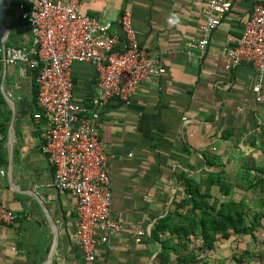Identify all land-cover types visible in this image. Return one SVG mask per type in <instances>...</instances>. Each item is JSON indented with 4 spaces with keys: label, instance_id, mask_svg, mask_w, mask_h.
<instances>
[{
    "label": "crops",
    "instance_id": "1",
    "mask_svg": "<svg viewBox=\"0 0 264 264\" xmlns=\"http://www.w3.org/2000/svg\"><path fill=\"white\" fill-rule=\"evenodd\" d=\"M22 2L28 5L0 0V47H33ZM253 2L235 1L201 57L197 49L187 52L202 37L201 0H80L85 14L112 21L119 32L120 15L130 10L141 45L158 53L165 67L129 103L112 99L102 109L98 131L108 156L111 209L123 228L99 246L92 263L74 234L76 198L54 187V167L41 150L47 122L34 117L40 110L37 57L9 64L0 56V157L6 169L0 201L18 214L15 224H0V264H44L52 251L46 264H155L161 244L151 228L174 195L183 194L177 173L198 176L205 152L227 164L260 161L264 83L257 100L255 67H229L224 51L228 38L241 36ZM173 18L177 23H170ZM72 77L75 97L88 103L97 90L94 64L75 63Z\"/></svg>",
    "mask_w": 264,
    "mask_h": 264
},
{
    "label": "built area",
    "instance_id": "2",
    "mask_svg": "<svg viewBox=\"0 0 264 264\" xmlns=\"http://www.w3.org/2000/svg\"><path fill=\"white\" fill-rule=\"evenodd\" d=\"M205 19L202 37L189 43L202 57L211 33L236 0H201ZM21 17L32 31L33 47H0L6 63L36 56L38 73L35 119H45L42 153L54 167L53 185L76 198L75 238L87 262H95L100 245L121 232L122 224L111 209L112 193L107 151L98 131L102 109L112 100L129 103L140 85L165 72L161 56L144 48L130 10L112 21L85 14L80 0H28L19 4ZM224 51L229 67L248 63L255 67L257 100L264 83V0H254L250 18L237 39L228 38ZM94 64L96 94L85 103L75 97L73 66ZM2 135L0 134V139ZM1 153V148H0ZM0 175H6L0 157ZM18 214L0 201V224L13 225ZM145 232L140 230L139 235Z\"/></svg>",
    "mask_w": 264,
    "mask_h": 264
},
{
    "label": "trees",
    "instance_id": "3",
    "mask_svg": "<svg viewBox=\"0 0 264 264\" xmlns=\"http://www.w3.org/2000/svg\"><path fill=\"white\" fill-rule=\"evenodd\" d=\"M203 158L205 166L198 176L185 171L176 174L183 194L174 195L170 210L151 228L152 238L161 244L155 264H198L202 252L215 249L220 238L253 235L264 219V211H256L248 223V203L244 198L230 196L231 181L222 170H217L222 164L219 157L205 152ZM259 184L264 190V178L250 187ZM215 186L226 198L214 194Z\"/></svg>",
    "mask_w": 264,
    "mask_h": 264
},
{
    "label": "rangeland",
    "instance_id": "4",
    "mask_svg": "<svg viewBox=\"0 0 264 264\" xmlns=\"http://www.w3.org/2000/svg\"><path fill=\"white\" fill-rule=\"evenodd\" d=\"M260 157V161H256L259 156L253 157L246 165L222 162L217 167V170H222L231 181L230 196L236 199L244 198L247 201L250 215L247 218L248 223L256 211H264V190L260 184L250 187L251 184L259 182L260 178H264V149ZM214 194L226 198L217 186L214 187ZM195 244L199 245L200 242L196 240ZM195 244H192V247ZM198 264H264V219L256 226L253 235L234 234L229 239L220 238L215 249L202 252Z\"/></svg>",
    "mask_w": 264,
    "mask_h": 264
},
{
    "label": "clouds",
    "instance_id": "5",
    "mask_svg": "<svg viewBox=\"0 0 264 264\" xmlns=\"http://www.w3.org/2000/svg\"><path fill=\"white\" fill-rule=\"evenodd\" d=\"M177 20H178V18H173V19H170V23H173V24H175V23H177Z\"/></svg>",
    "mask_w": 264,
    "mask_h": 264
},
{
    "label": "water",
    "instance_id": "6",
    "mask_svg": "<svg viewBox=\"0 0 264 264\" xmlns=\"http://www.w3.org/2000/svg\"><path fill=\"white\" fill-rule=\"evenodd\" d=\"M52 254H53V251H52V253H50V255H49L48 259L45 261V263H44V264H46V263H48V262L50 261V259H51V257H52Z\"/></svg>",
    "mask_w": 264,
    "mask_h": 264
}]
</instances>
